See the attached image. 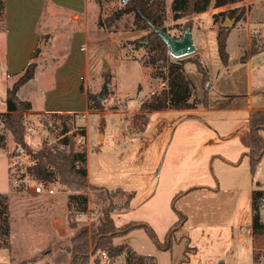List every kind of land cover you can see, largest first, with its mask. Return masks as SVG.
Instances as JSON below:
<instances>
[{
  "label": "rangeland",
  "instance_id": "374dc122",
  "mask_svg": "<svg viewBox=\"0 0 264 264\" xmlns=\"http://www.w3.org/2000/svg\"><path fill=\"white\" fill-rule=\"evenodd\" d=\"M171 2L165 25L175 36L192 26L197 50L186 56L185 68L195 85L191 99L201 100V108L205 102L207 112L139 115L140 105L168 84L145 64L148 31L132 29V16L125 15L117 31L100 25L122 0H25L15 7L13 33L2 30L5 9L0 14V114L8 88L31 61L35 32L48 33L35 47V77L19 92L33 103L23 116L25 145L15 143L0 119V193L8 195L11 225V246L0 247V264H72L77 231L98 223L91 189L87 209L76 213L59 183H49L54 193L39 194L25 181L33 154L64 137L60 112H75L76 125L86 128V136L75 139L88 149L91 182L135 192L128 208L113 212L119 226L137 222L116 243L121 238L153 257L147 264H204L207 258L264 264V238L252 242L250 230L252 192L264 190V153L252 173L246 126L247 108L264 106V0L211 6L180 19L172 18ZM227 8L246 14L213 16ZM222 28L228 29L227 61L219 49ZM251 47L260 50L250 54ZM196 61L207 71L206 82ZM52 218L65 226L62 236Z\"/></svg>",
  "mask_w": 264,
  "mask_h": 264
},
{
  "label": "trees",
  "instance_id": "16d2710c",
  "mask_svg": "<svg viewBox=\"0 0 264 264\" xmlns=\"http://www.w3.org/2000/svg\"><path fill=\"white\" fill-rule=\"evenodd\" d=\"M240 1L242 0H172L170 11L173 19H180L189 14L207 11L211 6L218 8ZM5 6L6 0H0V14ZM233 11V8H227L214 13L213 16L216 18L221 14L228 13L241 18L246 14L245 10L240 15L234 14ZM125 15L132 16V29L148 31L149 50L145 64L151 66L153 77H159L168 84L160 93L154 94L140 105L139 115L142 113L145 116L144 112L147 110L197 108L201 100L191 99L195 85L185 68L187 58L171 60L167 45L156 30V28L167 30L165 25L167 19L166 0H129L122 7L102 18L100 25L107 30L117 31L120 29L119 21ZM227 33V28L220 29L218 33L219 49L225 61L228 58ZM259 50L260 48L251 47L250 54ZM250 54H246L244 59ZM38 55L39 50H35L32 57L36 58ZM196 62L199 69L204 72V81L206 82L208 80L207 71L201 61ZM36 67V61L29 62L20 76L8 88L5 99L6 110L0 114L1 121L11 131L17 145H25L23 116L32 108V102L22 98L19 92L25 83L35 77ZM59 114L63 118L60 134L64 137L59 140V145L48 148L45 153L41 150L32 153L34 160L27 169L43 182L59 183L64 190L68 191L69 204L75 207V210L72 211L76 213L87 209L90 198L88 190H92L93 202L95 206H99L98 223L95 222L91 227H82L77 231L72 248V264H88L90 249L93 252H99L102 249H112L116 252L125 250L129 264H147L153 257L138 253L126 243L114 241L116 236L124 234L128 228L137 224L135 221L119 226L115 223L113 216L115 210H124L131 205L135 192L121 187L110 189L89 183L87 149L77 145L75 139L77 135L86 136V128L76 125L75 112H60ZM249 121L251 124L249 155L251 170L252 173H255L264 153V140L259 134V129L264 128V108L252 111ZM147 122L146 117L145 123ZM251 208L253 239H262L264 238V190H253ZM10 229L8 195L0 193V246L6 248L11 246ZM151 232L154 233L152 228ZM90 237L92 238L91 246L88 241ZM255 259H258L257 255H255ZM11 264L18 263L12 261Z\"/></svg>",
  "mask_w": 264,
  "mask_h": 264
},
{
  "label": "crops",
  "instance_id": "0c3cea01",
  "mask_svg": "<svg viewBox=\"0 0 264 264\" xmlns=\"http://www.w3.org/2000/svg\"><path fill=\"white\" fill-rule=\"evenodd\" d=\"M25 0H6V6H5V13H6V15H5V20H4V23H3V25H4V29H2V30H4V32L5 31H7V32H9V33H13L14 32V26H15V24H16V19H15V15H16V12H15V7L18 5V4H21V3H23ZM18 7V6H17ZM16 7V8H17ZM75 15H78V13H75L74 14V16ZM8 26H9V28H8ZM36 34H34V36H33V38L31 39L32 41H33V43H34V45L33 46H31V52H30V57H31V61H36L37 62V58H38V56L40 57V55H38L36 58H33L32 57V55H33V53H34V51L35 50H37V48L35 49V47H36V44H37V41L40 39V37L42 36V37H44L45 39L47 38L46 37V34H48L47 32H45L44 30H38L37 32H35ZM248 39H251L250 38V36L248 37ZM42 45H44V42H42ZM84 48V47H83ZM5 53H6V50H5ZM5 53H4V55H5ZM12 54H14V52H13V50H12ZM40 54V53H39ZM8 53L5 55V58L6 59H8ZM37 59V60H36ZM30 61V62H31ZM0 63H1V60H0ZM27 66V64L24 66V68H23V70L25 69V67ZM22 70V71H23ZM22 71H21V73H22ZM14 74V73H13ZM249 90H251V87L249 86ZM32 107H33V103H32ZM5 108V110H6V106L4 107ZM264 108V106H250L249 108H247V111L248 112H250V114H251V112L252 111H254V110H256V109H263ZM4 110V111H5ZM3 111V112H4ZM169 111H174L173 109H169ZM189 111H195V112H207V111H209V108L207 107V105L206 104H204V107L203 108H201V107H197V108H190V110ZM249 117H250V115L248 116V117H246V126H248L249 127V129H250V132H251V124H250V121H249ZM262 129H264V128H262ZM223 135H226V133L225 132H221ZM259 133H261V130L259 131ZM261 136H262V138H263V140H264V136H263V134L261 133ZM87 156H88V149H87ZM87 167H88V165H87ZM88 181H89V183H91V184H94V183H92L91 182V180H90V176H89V168H88ZM95 185H98V184H95ZM191 189H188L187 190V192H189ZM215 190V189H214ZM251 210H252V208H251ZM52 221L54 222V224H55V227H57V230H59V232H60V236H62V233H64V231H65V226L63 225V224H58L57 222V219H55V218H52ZM126 224V223H125ZM141 224H143V222L141 223ZM144 225H146V224H144ZM128 230V229H127ZM250 230H251V237H252V242H253V234H252V228H250ZM244 239V235H241L240 236V240H243ZM126 243V244H128L129 245V242H127V241H125V240H123V239H121V238H119L118 239V243ZM130 246V245H129ZM0 247H2V246H0ZM131 247V246H130ZM6 248V247H5ZM131 248H133V247H131ZM60 249V251L61 252H63V255H64V251L63 250H61V248H59ZM134 249V248H133ZM135 250V249H134ZM52 251V250H51ZM51 251H49L50 253H53V252H51ZM137 251V250H136ZM138 252V251H137ZM139 253V252H138ZM53 254H51V256H52ZM48 256H50L49 254H47L45 257H48ZM65 256V255H64ZM66 259H69L70 260V257H69V254L67 253V255L65 256V260ZM69 262L70 261H66L65 263H67V264H69ZM10 263H12V262H10ZM200 264H203L201 261H200ZM204 264H225V263H223V262H220L217 258H207L206 259V261H205V263Z\"/></svg>",
  "mask_w": 264,
  "mask_h": 264
},
{
  "label": "built area",
  "instance_id": "2783aa9c",
  "mask_svg": "<svg viewBox=\"0 0 264 264\" xmlns=\"http://www.w3.org/2000/svg\"><path fill=\"white\" fill-rule=\"evenodd\" d=\"M25 181L28 187L35 193H54V188L51 187L49 183H45L36 178L28 170H26L25 173ZM88 264H129V259L125 250L122 252H116L112 249H102L99 252H93L92 249H90Z\"/></svg>",
  "mask_w": 264,
  "mask_h": 264
},
{
  "label": "water",
  "instance_id": "95a60500",
  "mask_svg": "<svg viewBox=\"0 0 264 264\" xmlns=\"http://www.w3.org/2000/svg\"><path fill=\"white\" fill-rule=\"evenodd\" d=\"M123 3H127L129 0H122ZM233 20L226 18L224 23H231ZM161 38L167 45L168 52L174 58H183L196 52V44L192 35L191 26H187L181 36H175L168 30L163 28H156ZM102 98V94L98 96Z\"/></svg>",
  "mask_w": 264,
  "mask_h": 264
}]
</instances>
